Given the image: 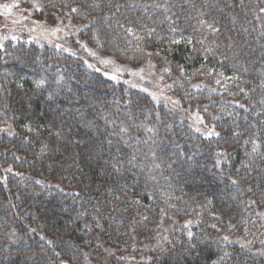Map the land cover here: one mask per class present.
<instances>
[{"label":"trees","instance_id":"obj_1","mask_svg":"<svg viewBox=\"0 0 264 264\" xmlns=\"http://www.w3.org/2000/svg\"><path fill=\"white\" fill-rule=\"evenodd\" d=\"M41 3L75 9L85 42L118 61L149 54L168 66L181 105L219 135L200 140L162 106L151 133L144 93L64 52L5 45L0 125L13 134L0 149L13 173L8 207L0 187V264H124L112 253L150 241L161 222L174 232L152 264H264L254 252L264 212V0ZM9 210L16 217L3 228ZM16 227L23 242L11 248Z\"/></svg>","mask_w":264,"mask_h":264},{"label":"rangeland","instance_id":"obj_2","mask_svg":"<svg viewBox=\"0 0 264 264\" xmlns=\"http://www.w3.org/2000/svg\"><path fill=\"white\" fill-rule=\"evenodd\" d=\"M260 15L264 19V9L260 10ZM84 27L85 23L82 18L76 16V10L58 14V12H50L47 9L42 10L41 0H0V52L7 44H23L40 49L48 47L64 52L73 58H78L85 68L100 74L103 78L114 83H121L125 89H133L147 95L152 101V108L147 107L141 111L145 130H151V133L156 130L160 121L159 114L155 109L162 106L167 113H170L200 140L215 139L217 135H209L213 131L216 133L214 125L205 122L196 108L181 105L172 91L173 86L168 66L157 63L149 54H145L136 64L118 61L113 56L104 54L98 48L88 45L81 36V29ZM57 86L65 90L59 83ZM87 92L88 90L83 87L82 93L86 94ZM124 111L125 113L120 116V124L123 130L131 131L132 115L130 112ZM9 127L8 124L0 125V138L12 136L13 132ZM149 142L151 141L149 140ZM152 143H156L154 136ZM155 146L153 145V150L156 148ZM4 152L0 149V187L6 196L4 200L8 207L7 204L11 203V198L6 185V177L13 173V170L12 164L5 161ZM11 157H13L12 154L8 158L10 161L14 159ZM48 186L51 185L48 184ZM6 212V219L1 222V226L11 228L13 222L10 214L14 217L16 215L14 210ZM259 212L263 231L261 236L256 239L254 252L264 262V215H262L264 212ZM17 219L22 221L20 217ZM159 226V231L155 232V236L150 241L144 242L137 248H131L128 253L119 254L112 251V255L116 258L119 257L124 264H152L154 261L151 253L162 248L170 234L174 232L172 223L161 222ZM11 232L16 236L15 239L9 238L8 240L9 246L13 248V246L21 244L23 240L19 238L18 227ZM102 250L106 251L104 248ZM59 264L67 263L60 262Z\"/></svg>","mask_w":264,"mask_h":264},{"label":"snow or ice","instance_id":"obj_3","mask_svg":"<svg viewBox=\"0 0 264 264\" xmlns=\"http://www.w3.org/2000/svg\"><path fill=\"white\" fill-rule=\"evenodd\" d=\"M73 11H75V9H73ZM197 131H199V129H197ZM213 134L217 135V136L219 135V133H215L214 131L209 133V135H213ZM234 183H235V181H234ZM189 235H191V233H189Z\"/></svg>","mask_w":264,"mask_h":264}]
</instances>
